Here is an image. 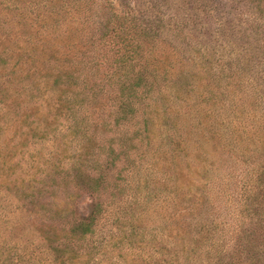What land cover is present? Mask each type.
<instances>
[{
	"label": "rangeland",
	"instance_id": "rangeland-1",
	"mask_svg": "<svg viewBox=\"0 0 264 264\" xmlns=\"http://www.w3.org/2000/svg\"><path fill=\"white\" fill-rule=\"evenodd\" d=\"M112 2L0 0V264H167L172 228L184 225L211 181L203 167L230 147L215 133L218 112L243 110L237 77L224 80L221 69L258 79L264 105V0ZM112 11L162 31L139 41L134 62L105 36L121 33ZM197 47L206 51L198 56ZM131 64H148L159 88L127 121L118 87ZM143 115L151 133L131 143ZM174 135L189 141L183 159H175ZM246 153L264 155V143ZM96 205L105 215L94 237H82L78 224ZM262 211L264 195L252 206ZM251 236L247 261L264 264V241Z\"/></svg>",
	"mask_w": 264,
	"mask_h": 264
},
{
	"label": "trees",
	"instance_id": "trees-1",
	"mask_svg": "<svg viewBox=\"0 0 264 264\" xmlns=\"http://www.w3.org/2000/svg\"><path fill=\"white\" fill-rule=\"evenodd\" d=\"M92 2L95 4L100 2L101 5L105 4V9H113L112 0H92ZM111 14L114 15L116 27L121 33L116 35L115 30H113L106 33L105 36H108L112 42L116 39L119 40L123 56L127 57L130 62L136 61L140 53L142 54L139 41H152L160 38L159 33L162 31L153 27L146 18L139 19L128 13L121 14L113 11ZM172 33L170 34L174 37L178 32ZM188 44L191 50L188 52L189 50L186 49L187 54L189 53L186 61L190 65L196 64L195 54L191 53L194 50L191 47L194 43ZM197 49L199 50L198 54L196 53L198 56L206 51V47L204 49L197 47ZM125 62L119 61L117 63L119 66H123L126 65ZM226 67L228 66L226 65ZM127 70L119 84L118 96L121 100V110L124 111L123 116L129 121L136 119L133 116L138 115L139 107L140 109H144V106L146 108V102L153 98L152 94L158 91L159 87H157L158 80L154 74L156 72L150 73L148 64L140 67L137 71L135 66L131 64ZM232 70L231 66L228 69L222 68L221 77L224 80L237 77V86L244 92V101L241 105L243 110L237 112L236 107L224 105L218 112L217 117L221 122L216 127L215 133L219 134L223 143L228 142L230 147L222 145L220 161L203 167L204 175L210 174L211 181L209 184H205L203 195L197 204L198 207L192 208L190 214L181 220L184 225L175 223L172 228L177 231V234L167 264H250L252 254H255L245 244L250 241L253 233L257 236L256 241H264V211L258 214L252 213L253 204L264 195V155L258 154L251 157L246 153L251 142L252 144L264 143L263 97L258 94L260 87L258 79L242 77L239 73L238 76ZM244 89L247 90L248 94H245ZM247 102L251 103L252 111L245 112ZM248 121L250 122L248 123ZM135 130L129 140L131 143L140 141L143 137L148 138L151 132L148 120L144 118V115L141 119L139 118ZM249 134L258 137L257 139L242 137V135L247 136ZM175 136H168V138ZM176 137L179 139L173 142L172 150L176 153L175 159H183L189 155L188 151L191 147L187 139L182 136ZM236 147L242 153L243 158L238 155ZM120 149V154L125 158L132 154L130 149L125 148V144L121 143ZM238 166L239 168L236 169ZM130 170L128 169V172L131 173ZM221 170L224 171L223 176L218 175ZM173 181L178 182L177 176L174 177ZM217 181L218 183H216ZM230 186L235 187L237 196L230 192ZM233 200L235 201L232 204ZM222 207L224 211L215 217L214 214L217 209ZM104 215L105 213L99 205L94 206L90 216L78 224L80 235L82 237L88 235L94 237L96 235L95 229L99 226ZM255 218H259L256 224ZM246 248H248V253H245ZM245 255H250V257L245 259ZM55 261L54 264H56Z\"/></svg>",
	"mask_w": 264,
	"mask_h": 264
}]
</instances>
